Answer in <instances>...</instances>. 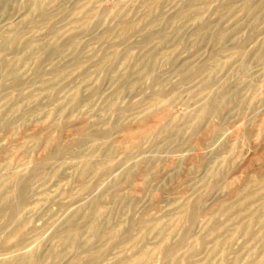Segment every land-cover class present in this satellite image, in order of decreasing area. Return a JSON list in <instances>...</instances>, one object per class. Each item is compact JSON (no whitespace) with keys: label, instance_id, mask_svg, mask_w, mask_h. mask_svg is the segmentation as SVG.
Here are the masks:
<instances>
[{"label":"rangeland","instance_id":"1","mask_svg":"<svg viewBox=\"0 0 264 264\" xmlns=\"http://www.w3.org/2000/svg\"><path fill=\"white\" fill-rule=\"evenodd\" d=\"M0 264H264V0H0Z\"/></svg>","mask_w":264,"mask_h":264}]
</instances>
